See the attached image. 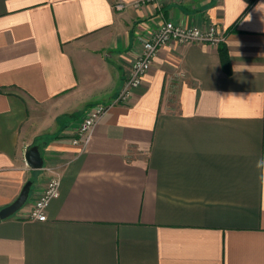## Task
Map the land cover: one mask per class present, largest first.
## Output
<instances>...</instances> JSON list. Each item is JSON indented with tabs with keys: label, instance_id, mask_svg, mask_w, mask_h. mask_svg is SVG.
Listing matches in <instances>:
<instances>
[{
	"label": "crops",
	"instance_id": "obj_1",
	"mask_svg": "<svg viewBox=\"0 0 264 264\" xmlns=\"http://www.w3.org/2000/svg\"><path fill=\"white\" fill-rule=\"evenodd\" d=\"M137 1L0 0V209L34 187L0 221V264H264V0ZM167 20L222 28L228 69L219 45H163L71 143ZM48 168L60 196L28 219Z\"/></svg>",
	"mask_w": 264,
	"mask_h": 264
},
{
	"label": "built area",
	"instance_id": "obj_2",
	"mask_svg": "<svg viewBox=\"0 0 264 264\" xmlns=\"http://www.w3.org/2000/svg\"><path fill=\"white\" fill-rule=\"evenodd\" d=\"M162 1L142 0L135 2V5L139 6L148 2L160 4ZM114 6L116 9H124L126 4L124 2H117ZM225 38L226 32L217 24L212 23L206 27H183L171 20L163 22L155 33L145 38L142 42L140 51L131 64L123 86L112 103H100L84 115L77 126L70 129L68 134L70 142L75 145L84 146L88 143L95 127L111 106L113 104H124L129 101L134 90L141 85L144 76L151 68L159 49L163 45H167L173 41L179 43L202 42L219 45ZM47 170L50 172V176L47 178L45 186L41 190L39 197L35 199L32 206L24 214V217L28 219L45 221L48 217L47 211L51 202L60 196L59 174L54 169L48 168Z\"/></svg>",
	"mask_w": 264,
	"mask_h": 264
},
{
	"label": "water",
	"instance_id": "obj_3",
	"mask_svg": "<svg viewBox=\"0 0 264 264\" xmlns=\"http://www.w3.org/2000/svg\"><path fill=\"white\" fill-rule=\"evenodd\" d=\"M25 159L30 167L33 169H42L44 165V158L42 152L40 150L39 145L35 144L29 147L25 152ZM32 180H28L18 197L12 201L10 204L2 207L0 209V221L7 217L14 215L17 211H19L27 202L30 190L32 187Z\"/></svg>",
	"mask_w": 264,
	"mask_h": 264
},
{
	"label": "trees",
	"instance_id": "obj_4",
	"mask_svg": "<svg viewBox=\"0 0 264 264\" xmlns=\"http://www.w3.org/2000/svg\"><path fill=\"white\" fill-rule=\"evenodd\" d=\"M219 52L222 58L223 65L226 69H228L229 66V57L227 54L226 46L223 43L219 44Z\"/></svg>",
	"mask_w": 264,
	"mask_h": 264
},
{
	"label": "rangeland",
	"instance_id": "obj_5",
	"mask_svg": "<svg viewBox=\"0 0 264 264\" xmlns=\"http://www.w3.org/2000/svg\"><path fill=\"white\" fill-rule=\"evenodd\" d=\"M33 186H35V183L33 184ZM32 188H34V187H32ZM30 200V198H28V201Z\"/></svg>",
	"mask_w": 264,
	"mask_h": 264
}]
</instances>
